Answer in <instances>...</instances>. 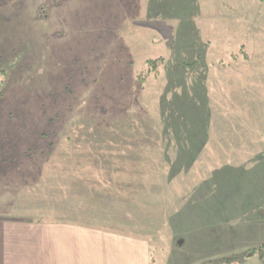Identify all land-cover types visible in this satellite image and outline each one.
I'll return each instance as SVG.
<instances>
[{
    "label": "rangeland",
    "instance_id": "obj_1",
    "mask_svg": "<svg viewBox=\"0 0 264 264\" xmlns=\"http://www.w3.org/2000/svg\"><path fill=\"white\" fill-rule=\"evenodd\" d=\"M0 217L264 264V0H0Z\"/></svg>",
    "mask_w": 264,
    "mask_h": 264
},
{
    "label": "crops",
    "instance_id": "obj_2",
    "mask_svg": "<svg viewBox=\"0 0 264 264\" xmlns=\"http://www.w3.org/2000/svg\"><path fill=\"white\" fill-rule=\"evenodd\" d=\"M112 236L72 222L0 217V264H146L143 242Z\"/></svg>",
    "mask_w": 264,
    "mask_h": 264
},
{
    "label": "trees",
    "instance_id": "obj_3",
    "mask_svg": "<svg viewBox=\"0 0 264 264\" xmlns=\"http://www.w3.org/2000/svg\"><path fill=\"white\" fill-rule=\"evenodd\" d=\"M157 61H158V59L148 60V61L146 62V65H152V66H154V68H155V67H156V64H155V63H156ZM152 71H153V70H151V71L149 70L148 73H149V72H152ZM154 72H155V71H154ZM49 145L52 146V145L50 144V142H49ZM50 148H51V147H50ZM50 148H49V149H50ZM49 149H48V150H49ZM45 154H46V151H45V153H44L43 155H45ZM47 157H49V156H47ZM99 169H100V168H96V169H95V171L98 172V173H95V175L97 176V177H96V182H97L98 185H100V184L103 185L104 182H102V180L98 179V178L101 176V172L98 171ZM92 171H93V169H92ZM92 173H93V172H92ZM31 216L36 217L37 215H31ZM38 216H39V215H38ZM55 216H56V217H59L58 214H56ZM29 218H30V217H29ZM36 218H38V217H36ZM31 219H33V218H31ZM34 220H37V221H43V222H54V221H50V220H47V219H34ZM60 222H68V221L63 220V221H60ZM244 256H245V258L258 256V259L264 263V244H262L261 247L258 248V250H257V249H252V250L247 251V252L245 253Z\"/></svg>",
    "mask_w": 264,
    "mask_h": 264
}]
</instances>
